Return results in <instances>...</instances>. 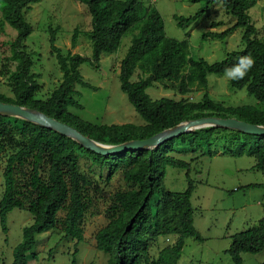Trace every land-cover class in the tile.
<instances>
[{
    "label": "trees",
    "instance_id": "obj_1",
    "mask_svg": "<svg viewBox=\"0 0 264 264\" xmlns=\"http://www.w3.org/2000/svg\"><path fill=\"white\" fill-rule=\"evenodd\" d=\"M38 1L0 0V32L5 33L6 24L16 31L14 39L0 42L1 48L8 47L10 55L6 59L13 64L12 68H5L12 96L0 93V102L40 111L98 142L113 145L144 139L182 121L206 116L235 117L264 125V31L259 32L249 15L257 0H219L233 24L220 32H203L201 37L223 40L240 28L242 47L227 52L216 62L191 54L187 39L168 37L163 18L154 5L142 0H78L90 15L87 36L91 41V55L63 53L55 45L56 29L50 30V50L61 72V80L45 99L37 97L40 85L38 74L32 72L33 52L25 45L32 32L25 13ZM212 3L217 0H205L193 15L173 17L178 26H183L204 15ZM219 24L211 22L210 27ZM128 33L131 34L130 44L120 60L118 78L121 91L143 123L97 124L82 119L69 110L70 107L82 108L76 99L75 85L96 87L84 81L80 65L89 61L98 67L102 55L116 51L122 37ZM77 35L75 28L72 46L76 44ZM241 55H251L255 65L242 80L230 81V86L238 90L245 88L261 106H224L212 100L206 91L198 101L169 97L152 99L146 92L155 82H167L181 95L189 92L193 84L206 89L209 73L222 75ZM136 69L140 70V76L132 80ZM219 140H223V153L252 156L255 159L253 168L264 172V135L208 126L183 133L152 149L100 155L53 129L0 114V154L7 145L17 143L3 170L2 229L7 230V214L15 208L26 210L32 216V222L23 228L22 238L13 248L11 264H27L28 258L34 256L37 236L49 228L59 227L65 237L75 240V244L83 240L82 219L89 206L85 191L98 189V184L81 172V157L106 169L107 180L119 173L125 182L124 188L111 195L116 216L95 234L96 248L109 255L106 264H175L185 239L200 240L201 237L193 226L190 197L194 181L189 176L190 163L173 153L207 150L210 155L212 145ZM169 166L187 170L188 185L182 192L165 189L163 181ZM251 186L262 188L264 195V184L246 187ZM170 234L176 236L174 244L163 247L157 259L149 260L152 242ZM230 238L225 252L233 264H243L242 253L262 251L264 213L255 225ZM75 253L76 250L72 253L71 264L76 262Z\"/></svg>",
    "mask_w": 264,
    "mask_h": 264
},
{
    "label": "rangeland",
    "instance_id": "obj_2",
    "mask_svg": "<svg viewBox=\"0 0 264 264\" xmlns=\"http://www.w3.org/2000/svg\"><path fill=\"white\" fill-rule=\"evenodd\" d=\"M145 4L154 5L164 21V31L170 38L187 39L190 52L208 62L221 60L231 50L242 47V29L233 30L223 40L203 39V32H220L233 24L219 3H212L204 15L196 20L178 26L174 15L187 17L193 15L205 0H142ZM250 18L260 33L264 31V0H257L249 10ZM1 16V12H0ZM32 25V32L25 40L27 50L33 52L32 72L38 74L40 85L37 97L45 99L59 84L61 72L54 55L50 50L49 32L56 29L55 45L63 53L71 51L89 57L91 41L87 36L90 29V15L78 0H40L34 3L25 13ZM211 22H220L210 27ZM77 29V41L71 45L74 29ZM5 33L0 32V42L15 38L16 31L9 25L4 26ZM131 34L122 37L116 51L102 55L98 67L85 61L80 65L84 81L96 87L75 85L78 91L76 99L81 109L70 107L69 110L84 120L97 124H142L141 117L129 103L126 94L120 89L119 64L125 55ZM10 55L8 47H0V93L12 96L11 88L5 74V68L13 67L6 59ZM140 70L136 69L132 80H137ZM206 89L193 84L190 91L181 95L177 88L167 82H155L146 89L152 99L169 97L198 101L206 91L215 102L224 106L249 104L261 106L257 100L247 94L245 88L235 89L222 75L209 73ZM165 84H168L167 86ZM17 148V143L7 145L0 154V195L3 191V170L6 159ZM210 155L207 150L196 153H173L190 163L189 176L194 181L190 197L193 208V226L201 239L187 237L175 264H233L225 252L229 247L230 236L255 225L264 213V195L260 187H246L249 184H264V172L254 169L255 159L243 154L233 156L223 153V140L214 142ZM203 152L205 154H203ZM80 170L98 184V189L85 191L89 206L82 219L83 240L67 238L59 227L49 228L37 236L33 248V257L27 264H71L72 253H75V264H106L108 254L98 250L95 245V234L99 229L116 216L111 195L125 187L119 173L107 180L106 169L91 164L90 160L81 157ZM186 169L167 167L164 187L173 192H182L188 182ZM32 222V216L23 209H13L7 214L4 232L0 223V264L12 263L13 248L22 238L23 228ZM175 235L159 236L149 249V260H155L165 246H171ZM76 248V249H75ZM243 264H263L264 248L258 253H242Z\"/></svg>",
    "mask_w": 264,
    "mask_h": 264
},
{
    "label": "water",
    "instance_id": "obj_3",
    "mask_svg": "<svg viewBox=\"0 0 264 264\" xmlns=\"http://www.w3.org/2000/svg\"><path fill=\"white\" fill-rule=\"evenodd\" d=\"M0 114L22 118L46 128L53 129L100 155L152 149L183 133L208 126L225 127L249 134L264 135V125L252 124L235 117L221 118L206 116L182 121L144 139H133L113 145L98 142L64 122L25 106L0 102Z\"/></svg>",
    "mask_w": 264,
    "mask_h": 264
},
{
    "label": "clouds",
    "instance_id": "obj_4",
    "mask_svg": "<svg viewBox=\"0 0 264 264\" xmlns=\"http://www.w3.org/2000/svg\"><path fill=\"white\" fill-rule=\"evenodd\" d=\"M254 65L255 60L251 55H241L235 63L224 69L223 77L226 81L242 80Z\"/></svg>",
    "mask_w": 264,
    "mask_h": 264
}]
</instances>
